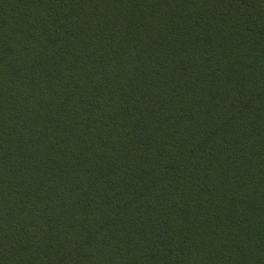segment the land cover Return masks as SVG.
<instances>
[{
    "label": "trees",
    "instance_id": "trees-1",
    "mask_svg": "<svg viewBox=\"0 0 264 264\" xmlns=\"http://www.w3.org/2000/svg\"><path fill=\"white\" fill-rule=\"evenodd\" d=\"M0 264H264V0H0Z\"/></svg>",
    "mask_w": 264,
    "mask_h": 264
}]
</instances>
